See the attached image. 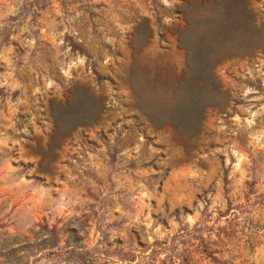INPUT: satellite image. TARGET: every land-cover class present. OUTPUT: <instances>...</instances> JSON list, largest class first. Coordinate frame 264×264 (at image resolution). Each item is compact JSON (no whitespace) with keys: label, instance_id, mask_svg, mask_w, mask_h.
I'll return each instance as SVG.
<instances>
[{"label":"rangeland","instance_id":"1","mask_svg":"<svg viewBox=\"0 0 264 264\" xmlns=\"http://www.w3.org/2000/svg\"><path fill=\"white\" fill-rule=\"evenodd\" d=\"M82 255L264 264V0H0V264Z\"/></svg>","mask_w":264,"mask_h":264},{"label":"trees","instance_id":"2","mask_svg":"<svg viewBox=\"0 0 264 264\" xmlns=\"http://www.w3.org/2000/svg\"><path fill=\"white\" fill-rule=\"evenodd\" d=\"M46 230L48 231L49 237L47 239L44 240V243L48 244V249H55L56 248V252H63L65 251L66 253H70V254H75L77 251L79 252H83L80 251V249L85 250L86 248L83 247L81 245V243L77 240V239H73L72 241L70 239H68L66 241V245L64 247H60V240L58 237V233L56 229H49L48 227H45ZM81 255V254H80ZM11 257V255L9 256ZM80 264H85L87 262V259L84 255H82L80 257Z\"/></svg>","mask_w":264,"mask_h":264}]
</instances>
